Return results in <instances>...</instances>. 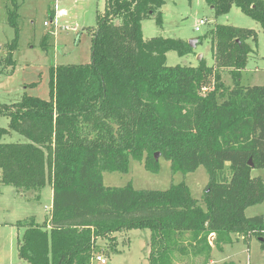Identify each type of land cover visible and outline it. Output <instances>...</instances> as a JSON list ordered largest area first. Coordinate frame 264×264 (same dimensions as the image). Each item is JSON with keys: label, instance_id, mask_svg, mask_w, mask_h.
Listing matches in <instances>:
<instances>
[{"label": "trees", "instance_id": "trees-1", "mask_svg": "<svg viewBox=\"0 0 264 264\" xmlns=\"http://www.w3.org/2000/svg\"><path fill=\"white\" fill-rule=\"evenodd\" d=\"M205 1L216 18L237 6L264 34V0ZM13 2L10 63L20 35ZM165 4L106 0L96 27L88 28L90 63L52 66L48 100L25 94L0 104V116L9 119L0 128V188L34 193L38 201L43 189L53 190L49 219L16 224L24 228L18 255L27 264H93L118 251L116 234L132 230L150 231V264H212L214 249L223 252L239 239L248 245L257 238L264 249V216L246 215L264 202V181L251 176L264 168V86L241 83L258 32L216 24L199 39L211 41L212 66L204 58L197 66H168V52L183 57L194 48L183 39L145 40L143 21L162 27ZM13 132L26 141L4 142ZM157 153L174 174L206 169L202 202L185 181L165 191L105 185V172L128 174L132 161L158 173ZM100 240L111 247L100 248Z\"/></svg>", "mask_w": 264, "mask_h": 264}, {"label": "rangeland", "instance_id": "rangeland-1", "mask_svg": "<svg viewBox=\"0 0 264 264\" xmlns=\"http://www.w3.org/2000/svg\"><path fill=\"white\" fill-rule=\"evenodd\" d=\"M19 7L17 25L20 28L19 46L13 52V63L9 62L10 44L15 38V29L9 24L8 12L14 8L12 0H0V104L11 105L22 100L25 94L49 99L50 68L59 65H78L90 63L92 59L93 36L88 28L97 25L98 13H103L106 0H15ZM64 11L61 15L60 12ZM164 24L159 27L153 18L142 23L145 40L154 37L183 39L186 42L199 40L216 25H229L239 28L256 29L259 33L257 43H252L261 56H264V34L259 23L242 13L234 6L227 15L215 17L205 0H166L162 8ZM205 20V25L199 21ZM47 23V26H45ZM200 31H196L197 27ZM49 35L48 46L43 47V38ZM256 52L249 59L241 83L243 86H264V59ZM204 55L209 65L213 64L212 44L209 39L197 43L194 53L180 57L175 51L167 54L168 66H196L198 56ZM226 86L233 81L227 73L223 74ZM9 119L0 116V128H7ZM6 143L24 142L26 139L13 132L3 140ZM160 171L152 173L145 169L143 162L132 161L130 172H105L104 183L108 187H124L132 183L138 190L165 191L171 185L183 181L190 188L194 198L203 201V193L209 182L204 167L194 173H172L171 163L159 158ZM230 165L225 175L230 178ZM1 176V171H0ZM252 177L264 181V168L251 170ZM0 264H27L18 255V244L24 228L17 227L19 221L35 217L37 222L50 218L52 189H43L41 199L36 194H21L14 187L0 188ZM264 216V202L248 209L247 217ZM118 251L109 256L102 254L107 264H150L149 230H132L116 234ZM236 237V236H235ZM100 248L109 249L111 242L99 241ZM234 262L236 264H264V249L257 238L250 244L241 239L225 247L223 252H212V264ZM178 264H191L179 261ZM93 264H101L93 260Z\"/></svg>", "mask_w": 264, "mask_h": 264}, {"label": "crops", "instance_id": "crops-1", "mask_svg": "<svg viewBox=\"0 0 264 264\" xmlns=\"http://www.w3.org/2000/svg\"><path fill=\"white\" fill-rule=\"evenodd\" d=\"M9 13V12H8ZM64 13V11H62V12H60V14L62 15ZM249 29V28H248ZM255 31H257L256 29H254ZM258 32V31H257ZM259 33L260 32H258V39H259ZM254 44V42H250V45L251 44ZM252 47V46H251ZM253 48V52H252V54H251V58L253 57V55H254V53L256 52V57H257V53H258V51L256 50V48L255 47H252ZM258 55H259V58H263L264 59V56H261L259 53H258ZM203 56V58H205V56L204 55H202ZM212 58H213V49H212ZM213 60H214V58H213ZM199 62V61H198ZM208 63V62H207ZM213 64H214V61H213ZM212 64V65H213ZM198 65V64H197ZM196 65V66H197ZM209 65V64H208ZM212 65H209V66H212ZM248 66V65H247ZM247 69V68H246ZM245 69V70H246ZM244 72V71H243ZM243 72H242V76H243ZM224 73H227V72H224ZM242 80V79H241ZM134 186V185H133ZM50 188L52 189V187L50 186ZM52 199H53V190H52ZM51 208H52V204H51V206H50V212H51ZM251 208V207H250ZM247 211H248V209H247ZM247 211H246V215H247ZM40 223V222H39ZM43 223V222H42ZM215 238V234H212V235H210V237H209V241H210V243L211 244H213L214 242H211L212 241V239H214ZM215 240V239H214ZM225 249V248H224Z\"/></svg>", "mask_w": 264, "mask_h": 264}, {"label": "built area", "instance_id": "built-area-1", "mask_svg": "<svg viewBox=\"0 0 264 264\" xmlns=\"http://www.w3.org/2000/svg\"><path fill=\"white\" fill-rule=\"evenodd\" d=\"M206 23L207 22L205 20H200L199 21L200 25H205ZM45 26H47V23H45ZM196 31H200V27L199 26L196 28ZM95 261L100 262L101 264H107V260H106V258L103 255H98L95 258Z\"/></svg>", "mask_w": 264, "mask_h": 264}, {"label": "water", "instance_id": "water-1", "mask_svg": "<svg viewBox=\"0 0 264 264\" xmlns=\"http://www.w3.org/2000/svg\"><path fill=\"white\" fill-rule=\"evenodd\" d=\"M197 43L199 44V40H191V41L189 42V45H190L192 48H195V47L197 46ZM202 59H203V56H202V55H199V56H198V61L200 62ZM160 157H161V155H160L159 153H157V154L155 155L156 160H159ZM251 166L253 167L254 165L251 163ZM211 242H214V239H212Z\"/></svg>", "mask_w": 264, "mask_h": 264}]
</instances>
